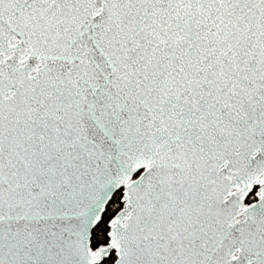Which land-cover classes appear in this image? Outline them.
Listing matches in <instances>:
<instances>
[{"label":"snow or ice","instance_id":"6c2138e0","mask_svg":"<svg viewBox=\"0 0 264 264\" xmlns=\"http://www.w3.org/2000/svg\"><path fill=\"white\" fill-rule=\"evenodd\" d=\"M0 264H264V0H0Z\"/></svg>","mask_w":264,"mask_h":264}]
</instances>
